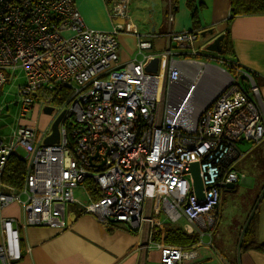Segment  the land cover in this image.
Segmentation results:
<instances>
[{
  "label": "built area",
  "instance_id": "obj_1",
  "mask_svg": "<svg viewBox=\"0 0 264 264\" xmlns=\"http://www.w3.org/2000/svg\"><path fill=\"white\" fill-rule=\"evenodd\" d=\"M103 2L111 23L104 32L84 23L74 0H0V88L20 70L25 82L17 88L19 109L52 108L44 129L19 123L10 135H0V211L16 204L23 225L39 227L59 223L62 207L75 205L105 226L139 231L155 224L145 215L148 209L172 224L184 220L186 233L205 236L218 219L222 185L246 178L234 168L245 155L237 145L264 139L258 88L248 72L238 71L210 103L202 104L197 89L203 72L184 78L177 67L179 54L196 52L193 31L167 35L169 44L159 54L151 53L152 43L137 34L136 57L120 64L117 36L127 32L131 0ZM168 13L171 22L170 8ZM153 57L159 58L154 74L144 70ZM60 88L70 95L57 109L50 96H37ZM61 112L59 141L45 145ZM12 155L25 162L20 190L2 181ZM192 163L199 165L201 200L185 173ZM75 188L84 191L86 201L74 197ZM156 248L160 264L196 256L180 247ZM21 257L19 228L2 217L0 264Z\"/></svg>",
  "mask_w": 264,
  "mask_h": 264
},
{
  "label": "crops",
  "instance_id": "obj_2",
  "mask_svg": "<svg viewBox=\"0 0 264 264\" xmlns=\"http://www.w3.org/2000/svg\"><path fill=\"white\" fill-rule=\"evenodd\" d=\"M74 2L88 27L93 26L101 31L111 30L103 0H74ZM197 4L198 0H195L194 6ZM204 5L202 10L197 11L200 28L197 32L199 35L202 32L206 33L203 37L205 43H200V41L197 43L196 39L193 44L195 53L183 51L177 56L179 71L184 78H192L200 71L203 72L197 95L202 104L210 103L229 81L230 74L227 66L223 64L224 59L229 56L219 58L216 54L205 51V46L217 36L228 31L234 59L241 70L248 71L254 76L259 91V100L264 110V15L231 18L229 0H204ZM169 8L172 11L171 22L167 20ZM129 10L130 19L126 23L127 32L117 36L120 64H125L136 57L137 34L145 36L152 43L151 53L159 54L169 44L167 35L194 31L191 20L192 10L187 7V0H178L176 3L171 0H131ZM208 31L211 34H208ZM172 45L170 43V46ZM200 62L204 68L200 66ZM244 143L247 142H241L237 148L241 150ZM260 143L261 141L257 145ZM237 163L234 165L235 170L244 173L238 168ZM240 181L242 184H251L246 178ZM238 182L227 190L233 191ZM254 204L255 240L258 243H264V188L260 195L257 194ZM221 207L222 201L217 211L216 230L221 219ZM145 215H149L155 221L156 227L163 224L162 221L157 220L160 216L153 212L149 213L148 209L145 210ZM2 217L12 218L19 228L22 257L14 264H145L148 246L159 245L149 240V245L142 246L145 242L144 236L147 237L148 234L147 228L152 229L154 224L152 226L144 224L139 231L135 232L124 225L107 228L91 215L82 213L75 205L63 206L59 223L51 226H24L21 222V208L16 204L1 210L0 220ZM233 225L234 235L220 236L221 240L223 238L227 240L222 245L225 253L220 252L213 245L214 227L207 232L211 242L208 244L200 242L196 249L193 248L196 250V256L182 261L181 264H231L233 262L264 264V253L260 251L250 249L238 254L236 248L238 238H235L237 224Z\"/></svg>",
  "mask_w": 264,
  "mask_h": 264
},
{
  "label": "rangeland",
  "instance_id": "obj_3",
  "mask_svg": "<svg viewBox=\"0 0 264 264\" xmlns=\"http://www.w3.org/2000/svg\"><path fill=\"white\" fill-rule=\"evenodd\" d=\"M90 28L96 29L93 26H91ZM198 41H200V43L203 42V37L201 35L197 37V43H199ZM174 47H176L175 44L172 45V48ZM140 58L141 57L139 56V59ZM163 64L164 59L161 58L160 65L163 66ZM161 66L160 73L163 70ZM18 73L19 75L15 76L16 78L12 80V82L6 83L0 88V135H10L12 130L17 127L19 123L22 125H32L42 130L47 126L51 118V116L45 113L43 111V108H40L38 104H34L33 108L25 113L22 112L21 109H19V105L17 104V102H19L17 88L20 84H23L25 80L22 71L18 70ZM51 106L54 109L59 108V105L56 104H51ZM241 148L244 150L243 151L241 149L240 151L242 152L251 150L250 152L245 154L244 158L240 162L237 163L238 168L244 172L246 179L250 181L251 184H242L241 181H239L236 188L231 192L225 188L222 189V207L220 210L221 219L219 221V227L216 230L215 225L218 222V219H216V223L211 228L213 229L215 227L213 230V245L220 252H224V246L222 245L223 243L225 244L227 242L226 238H223L221 240L220 236L226 237L228 236V234L234 235L233 224H237L235 238L239 237L238 232L240 227H243L246 220L249 218V216H251L255 205L254 202L257 199V194L260 195L264 188V140H262L259 145L252 144L251 142L244 143ZM74 196L82 201L87 200L81 188L74 189ZM22 199H24V196L22 197ZM157 220L162 221L163 223L162 225H157L158 228L165 226H178L179 228H184L186 224L184 220H180L175 224L176 226L172 225L166 219V217H164L163 214H161ZM155 225L156 224H154L153 226ZM147 230L148 234L147 237L144 236L145 242H143L142 246L146 244L149 245L148 241L151 239L153 229H150L148 227ZM196 233L198 234L200 242H202V244H208L209 242H211V239L207 234L200 237L199 233ZM196 247L197 246H195L194 249H196ZM194 249L193 251L196 252V250ZM145 264H160V254L158 253V249H156L155 246H148V255Z\"/></svg>",
  "mask_w": 264,
  "mask_h": 264
},
{
  "label": "trees",
  "instance_id": "obj_4",
  "mask_svg": "<svg viewBox=\"0 0 264 264\" xmlns=\"http://www.w3.org/2000/svg\"><path fill=\"white\" fill-rule=\"evenodd\" d=\"M171 1L176 3V1L178 0H171ZM194 3L195 0H187V7L192 10L191 20L194 26L193 32L197 33V35L199 36V33L197 32L199 31L198 29H200L198 27L199 22H198L197 11L202 10L205 5H204V0H198V4L196 6H194ZM229 15L231 18H234L236 16L264 15V0H229ZM216 56L219 58L221 57L226 58V56L227 57L229 56V58L224 59L223 64L227 66L230 76L236 77L238 71H245L240 69V67L238 66V64L234 59V52L232 50L228 31H225L223 34V40L221 41V52L219 54H216ZM251 76L254 78L253 75ZM69 95H70V91L68 89H63V88L55 90V92L50 95L43 92L40 93L39 91L37 92L38 97L50 96V103L56 105H61L64 102H66ZM25 173H26L25 162L22 159L18 158L17 156L12 155L11 157H9L6 163L2 176V181L14 189L20 190L24 183ZM85 183L90 189L89 182L86 181ZM92 196L93 199L97 198L93 194ZM152 229L153 230L150 239L152 243L170 245V246L180 247L185 250H190L193 249L195 246H198L200 242L199 236L196 232H193L191 234H186L182 230V228H179L178 226L177 227L165 226L158 228L155 225L152 227ZM129 230H131L132 232L136 231L132 229ZM255 236H256V217H255V212L254 213L252 212L251 216H249V218L247 219L245 225L241 228L238 240L236 242V248L238 254L250 249L264 253V243L256 242ZM231 264H237V263L233 262Z\"/></svg>",
  "mask_w": 264,
  "mask_h": 264
},
{
  "label": "water",
  "instance_id": "obj_5",
  "mask_svg": "<svg viewBox=\"0 0 264 264\" xmlns=\"http://www.w3.org/2000/svg\"><path fill=\"white\" fill-rule=\"evenodd\" d=\"M205 32H202L200 35L202 37L205 36ZM208 34H211L210 31H208ZM223 40V35H219L216 38H214L212 41L208 42L207 45L205 46V51L209 53H214V54H219L221 52V41ZM158 66H159V58L158 57H153L150 60H148L147 64L144 67L145 72L148 73H157L158 71ZM43 111L47 114L52 113V108L50 107H45L43 108ZM63 116V112H61L51 123V133L48 135L44 140L43 143L45 145H51L58 143L59 141V130H58V124ZM185 173H189L192 178V187H193V192L195 197L198 200H201L203 197V186L201 179L199 177V165L198 163H192L188 171ZM233 184H223L222 188H232Z\"/></svg>",
  "mask_w": 264,
  "mask_h": 264
},
{
  "label": "bare ground",
  "instance_id": "obj_6",
  "mask_svg": "<svg viewBox=\"0 0 264 264\" xmlns=\"http://www.w3.org/2000/svg\"><path fill=\"white\" fill-rule=\"evenodd\" d=\"M244 75L242 74V76L241 77H243ZM229 78H233L232 76H230L229 75ZM252 80H253V82H254V84H255V86H257L256 85V82H255V80H254V78L252 77ZM235 81V80H234ZM241 83L243 84V86H245V87H247L248 86V81H247V79H245V78H242L241 79ZM188 171V170H187Z\"/></svg>",
  "mask_w": 264,
  "mask_h": 264
}]
</instances>
